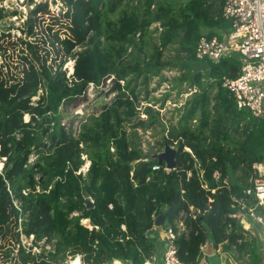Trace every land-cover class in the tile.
<instances>
[{
    "label": "trees",
    "instance_id": "1",
    "mask_svg": "<svg viewBox=\"0 0 264 264\" xmlns=\"http://www.w3.org/2000/svg\"><path fill=\"white\" fill-rule=\"evenodd\" d=\"M70 1L90 17L89 36L70 43L71 47L81 45L73 77L67 79L62 70L67 58H61L56 66H41L39 72L25 70L22 79L15 77L13 85L7 82L6 89L0 88V156L16 162L28 160L35 151L32 170L43 178L41 183L33 179L29 195L13 196L27 215L25 233L55 240L50 254L54 262L81 255L83 264H144L156 254L155 217L160 216L164 229L175 226L180 215L193 208L204 215L184 220L185 232L176 239L181 262L197 264L200 247L207 242L236 262L249 258L256 264V238H248L230 215L235 212L231 198L245 196L252 187V166L264 164V116L253 118L248 111L237 110L229 92L221 87L224 79L238 76L237 55L219 62L194 58L202 27L210 30L207 37L222 39L228 32L229 24L222 18L223 0H185L174 7L160 0L156 10V0ZM3 12L0 9V20ZM153 24L162 29L161 40L154 57L145 61L142 42ZM24 25L29 27L28 22ZM5 35L2 31L0 41ZM21 43L29 59L24 66L38 63L40 67L35 45ZM175 44L186 58L181 70L199 66L186 78L198 94L185 103L179 121L167 127L159 113L148 107L143 111L146 120L139 118L133 84L142 78L147 86L149 77L162 69L158 64L161 49ZM128 51L140 56L133 68L125 60ZM110 77L116 93L110 105L92 120V126L84 125L77 138L66 133L57 119L62 103L80 97L89 83L100 86ZM38 90L44 94L33 107L30 100ZM24 114L30 115V124L23 123ZM123 123L132 130L161 128L166 132L157 153L165 145L175 146V168L165 172L162 164L160 170L152 171L157 160L132 141ZM83 155L90 163L85 176L76 174L84 164ZM215 173L219 180L214 179ZM2 186L0 177V191ZM17 219L11 196L0 194V262L37 264L21 251L10 257ZM82 220L83 224L88 220L92 230Z\"/></svg>",
    "mask_w": 264,
    "mask_h": 264
},
{
    "label": "rangeland",
    "instance_id": "2",
    "mask_svg": "<svg viewBox=\"0 0 264 264\" xmlns=\"http://www.w3.org/2000/svg\"><path fill=\"white\" fill-rule=\"evenodd\" d=\"M28 1L24 0L23 4H19L15 0H7L5 7H3L5 17L0 20V34L4 31L7 37L0 41V88L6 89L7 82H9V87L13 85L15 82H12V79L15 77L22 79L24 76L22 72L25 70L32 73V70L36 69L39 72L41 66H56L61 58H67L62 70H66L67 79H71L74 75L75 55L81 51V45L71 47L70 43L75 38H79L82 42V38H87L90 34V17L81 6L74 4V2L70 0H33V3L30 4ZM164 1L174 7L184 3L185 0ZM157 4H160V0H156L155 10ZM137 9L136 13L141 15V9ZM14 12H16V15H14ZM25 22H28L29 27L24 25ZM209 32V29L201 28L202 35ZM161 34L162 29L158 24H153L148 28L146 38L142 42L141 52L145 61H149L150 58L154 57L153 51L160 44ZM21 40L32 42L35 45V50H37L40 58V67L38 63L35 67L32 64L24 66L23 63L28 62L29 59ZM128 55V58L125 59L127 60V66L133 68L139 63L140 56L134 51H128ZM182 62H186V58L184 54L179 53L178 45H169L161 49L158 64L162 69L158 71L157 75L149 77L147 86L142 84V78H139L133 84V86L136 85V92L138 93L137 103H139V107L137 110L141 120H146L143 111L148 107L159 113V117L167 127L175 125L179 121L185 103L194 94H198V88L191 86V81H186V78L195 73L199 66L194 64L191 65L189 70H181ZM113 82V77H110L105 79L100 86L89 83L80 97L72 102L65 101L62 103L58 109L57 119L66 133L70 132L74 138H77L84 125L92 126V120L99 117V114L105 107L110 105L116 94L113 91ZM19 83H22V81ZM123 84V82H120V86H123ZM43 94V90H38L36 96L31 98L29 105L35 107ZM22 120L23 123L30 124L31 117L24 114ZM52 125L51 123L50 126ZM42 126L47 128L48 125L44 123ZM123 130L129 134L132 141L136 142L144 153H151L153 156L160 153H157V144L162 141L163 136L167 135L161 128H151L147 131L142 129L132 130L130 125L126 123H123ZM133 133H136V135H133ZM19 137V134H16V138ZM171 148L176 150L175 146ZM81 159L84 160V164L80 171L85 175L90 163L85 155ZM36 160L37 153L35 151L29 156L28 160L20 158L16 162H10L6 157L0 156V177L3 182L0 194L10 196L29 195L32 190L33 179L39 183L43 180L39 174L33 173L32 169ZM160 222V216H156L152 231L156 236L154 242L156 254L162 251L163 248L159 242L162 235V230L159 229ZM243 226L248 228L247 231L244 230L248 238H256L257 263L263 264L264 229L251 221H244ZM221 258H224V256H215L214 259L210 260V264H251L249 258H244L240 262L234 261L227 255L226 260ZM56 263L64 264V260L60 261L58 259ZM111 264H114V262Z\"/></svg>",
    "mask_w": 264,
    "mask_h": 264
},
{
    "label": "built area",
    "instance_id": "3",
    "mask_svg": "<svg viewBox=\"0 0 264 264\" xmlns=\"http://www.w3.org/2000/svg\"><path fill=\"white\" fill-rule=\"evenodd\" d=\"M15 1L19 4L24 3V0ZM6 3L7 0H0V9L4 10ZM222 18L229 24L228 32L223 34L222 39L217 36L202 35L194 47V58L198 61L219 62L224 58L237 55L241 64L240 72L236 78L224 79L221 87L229 92L237 110H245L253 118H261L264 116V0H223ZM160 167L156 164L152 167V171H158ZM195 168L198 169L199 165L195 164ZM80 170L81 168L76 174L85 176ZM163 170L169 172L165 166ZM214 179L219 180L218 173L214 174ZM222 182L227 185L226 179ZM251 184L252 187L245 192V196L231 198L235 212L230 217L246 231L248 228L243 226L244 221H251L264 229V164L257 163L252 166ZM202 187L208 190L206 185ZM89 201L93 203L90 198ZM11 202L18 211V219L15 248L10 253V257H14L15 253L21 251L24 255L33 258L37 264H57L50 257L55 250V240H48L46 237L38 238L35 234H26L24 225L27 215L22 212L20 202L13 196H11ZM203 215L204 212L190 208V213L181 214L175 226L162 229L163 248L160 262L156 263L152 260L144 264H184L177 257L176 239L185 232L184 220L187 217L195 220ZM82 225L92 230L89 221L87 225ZM209 244L211 243L206 242L200 247L201 258L197 264H209L205 253ZM218 255L226 258V254L222 251L215 253V256ZM0 264H9V262L3 261ZM64 264H83L82 256L67 258Z\"/></svg>",
    "mask_w": 264,
    "mask_h": 264
},
{
    "label": "water",
    "instance_id": "4",
    "mask_svg": "<svg viewBox=\"0 0 264 264\" xmlns=\"http://www.w3.org/2000/svg\"><path fill=\"white\" fill-rule=\"evenodd\" d=\"M175 157L176 150L168 145H165L162 152L153 156V158L157 160L158 165L164 164L169 171L173 170L176 166Z\"/></svg>",
    "mask_w": 264,
    "mask_h": 264
},
{
    "label": "crops",
    "instance_id": "5",
    "mask_svg": "<svg viewBox=\"0 0 264 264\" xmlns=\"http://www.w3.org/2000/svg\"><path fill=\"white\" fill-rule=\"evenodd\" d=\"M160 228H161V227H159V229H160ZM161 230H162V228H161ZM162 239H163V231H162V235H161V237H160V239H159L160 245L162 244V246H163ZM217 251H221V248H220V247H218V248H214V247L212 246V244H209L208 247L206 248L205 253H206V257H207V259H209V264H210V260L214 259V257H215V253H216ZM219 259H220V258H219ZM221 259H222V258H221ZM160 260H161V251H159L157 254H155V256H154V258H153V261H155L156 263H159ZM222 260H224V259H222ZM225 260H226V258H225ZM219 264H221V263H219Z\"/></svg>",
    "mask_w": 264,
    "mask_h": 264
}]
</instances>
